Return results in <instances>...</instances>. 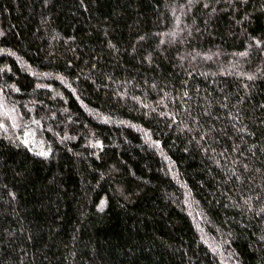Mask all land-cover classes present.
Returning <instances> with one entry per match:
<instances>
[{
	"label": "trees",
	"instance_id": "trees-1",
	"mask_svg": "<svg viewBox=\"0 0 264 264\" xmlns=\"http://www.w3.org/2000/svg\"><path fill=\"white\" fill-rule=\"evenodd\" d=\"M0 264H264V0H0Z\"/></svg>",
	"mask_w": 264,
	"mask_h": 264
}]
</instances>
